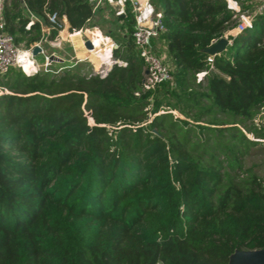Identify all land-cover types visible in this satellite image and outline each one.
I'll return each instance as SVG.
<instances>
[{
	"label": "trees",
	"instance_id": "trees-1",
	"mask_svg": "<svg viewBox=\"0 0 264 264\" xmlns=\"http://www.w3.org/2000/svg\"><path fill=\"white\" fill-rule=\"evenodd\" d=\"M152 4L167 28L152 45L163 40L173 69L154 91L142 92L130 9L114 51L127 66L105 79L83 64L0 77V264H229L264 249V144L248 137L264 141V16L210 70L205 50L234 25L226 3ZM9 5L26 48L43 34L25 14L65 17L70 34L95 16L86 0Z\"/></svg>",
	"mask_w": 264,
	"mask_h": 264
},
{
	"label": "built area",
	"instance_id": "built-area-1",
	"mask_svg": "<svg viewBox=\"0 0 264 264\" xmlns=\"http://www.w3.org/2000/svg\"><path fill=\"white\" fill-rule=\"evenodd\" d=\"M10 0H0V77L7 75L12 69H17L23 72L28 77H33L38 74H52L55 76L61 75L66 69L72 68L77 64H83V75L88 78L99 77L105 79L115 65L126 67L127 63L116 60L114 51L120 48L119 44L111 39L110 36L103 34L99 28H85L74 34H70L68 38L63 35L67 19L59 18L57 14L49 16L50 26L45 27L42 22L33 14H30V22L26 26L27 30L40 23L42 26V39L25 49L19 46L15 37L7 31L5 20V10ZM92 7L93 14L97 15L106 6L113 10L116 18L126 16L128 6L131 7L134 15V32L133 41L135 49L139 57L144 62V71L148 72L145 75L142 92H151L166 82L173 80V70L162 58L156 55L152 48L153 40H156L160 35L167 32L165 25V12L156 10L152 4V0H86ZM226 3L227 9L232 13V22L234 25L225 34L224 38L229 41L230 46L233 44V39L243 36L249 31H253L256 27L258 19L264 16V0H223ZM52 31L57 32L54 39H50ZM99 31L102 35V42L99 46H95L94 32ZM88 35V38L83 41V47L86 50L85 56H79L71 64L64 65L59 68H54L55 61L53 57H58L54 53H47L46 46L52 49H60L65 41L73 37ZM47 36V37H46ZM91 42L92 50L85 47L86 42ZM214 42L213 44H215ZM35 48L41 49V54L44 57V64L41 66L34 55ZM60 58V57H58ZM215 57L208 58L211 65L210 70H214L213 63ZM64 62V61H63ZM208 75V71L197 75L198 83L202 82ZM137 97L140 93L136 94ZM161 112L160 114H163ZM173 114H175L173 112ZM150 123V121H149ZM261 119L255 121L256 126L261 127ZM248 137L256 142L253 135Z\"/></svg>",
	"mask_w": 264,
	"mask_h": 264
},
{
	"label": "crops",
	"instance_id": "crops-1",
	"mask_svg": "<svg viewBox=\"0 0 264 264\" xmlns=\"http://www.w3.org/2000/svg\"><path fill=\"white\" fill-rule=\"evenodd\" d=\"M8 6L10 7L9 3H8L7 7ZM128 9H130V11L132 13V9H131L130 6H128L127 11H128ZM110 11H112V9H110L109 6H106L103 10H101L97 15L94 16L92 22L89 21V23L87 24L86 28H94L95 27V28H99L100 31L102 32L103 31L102 30V25L100 24L101 21H102V24H103V21L106 22V23L107 22L111 23V24H112V21L113 22L115 21L113 23V24H115L114 27L118 28L116 32H114V29H113V30L110 31L109 35L105 34L103 32L102 33L105 34V35L110 36L113 41L118 43V40L120 38L126 39V37H127V30L125 28V19L127 18V13H126L125 17L118 18L117 21H116V19H113L112 15H110L111 14ZM25 15L29 17L30 14L28 13V14H25ZM36 18H38V17H36ZM111 19H113V20L111 21ZM90 24L93 27H90L91 26ZM69 27H70L69 26V22L67 20L66 29H65V31L63 33L65 38H68L70 36ZM97 32H99V31H97ZM78 37H79V40L76 39ZM78 37H73L72 39H70L68 41H65L60 49H52L50 46H48L51 50L54 51V52L52 51V53L56 54L58 57H60L59 58L60 60L64 61V62H55L54 63L55 66H58V68H59V67H62L64 65L71 64L74 60H77V58L79 57L78 55H80L81 57L85 56L86 50L83 47V41L84 40H83L82 36H78ZM78 48L81 49V52H79V53H78ZM49 53H51V52H49ZM70 61H71V63H70Z\"/></svg>",
	"mask_w": 264,
	"mask_h": 264
},
{
	"label": "water",
	"instance_id": "water-1",
	"mask_svg": "<svg viewBox=\"0 0 264 264\" xmlns=\"http://www.w3.org/2000/svg\"><path fill=\"white\" fill-rule=\"evenodd\" d=\"M23 5L25 6V3H23ZM229 46V41L226 38H222L218 42L213 44L210 48L206 49L204 53L210 57H216L226 52ZM85 47L88 50L93 49V45L89 41L86 42ZM40 54L41 49L35 48L33 51V55L37 57ZM52 61L63 62V60H60L57 57H53ZM147 74L148 72L145 70L144 75ZM229 264H264V249L255 251H236L233 255H231Z\"/></svg>",
	"mask_w": 264,
	"mask_h": 264
},
{
	"label": "rangeland",
	"instance_id": "rangeland-1",
	"mask_svg": "<svg viewBox=\"0 0 264 264\" xmlns=\"http://www.w3.org/2000/svg\"><path fill=\"white\" fill-rule=\"evenodd\" d=\"M110 15H112V17H113V19H116V21H117V19L118 18H116L115 16H114V12H113V10L112 11H110ZM113 19H111V21L113 20ZM115 22V21H114ZM113 21H112V24L111 23H106V22H104L103 21V24H102V21H101V25H102V32L103 33H105V34H107L108 32H110L111 30H113L114 29V32H116L117 31V29L118 28H115L114 27V25L115 24H113L114 23ZM90 26V25H89ZM90 27H93L92 25L90 26ZM117 27V26H116ZM82 38H83V40H85V39H87L88 38V35H84V36H82ZM77 40H79V37L78 38H76ZM76 40V41H77ZM79 42V41H78ZM21 46L22 47H24L25 49H27L26 47V45L25 44H21ZM81 47V46H80ZM152 48H153V51L156 53V55L157 56H159V58H162L164 61H166L167 62V64L169 65V59H168V56H167V48H166V45H165V43L163 42V40H159V41H157L154 45H152ZM46 49V51L49 53V52H51L52 53V51L53 50H51L48 46L45 48ZM54 52V51H53ZM79 52H81V49L80 48H78V53ZM78 56H80V55H78ZM36 60H37V62L41 65V66H43V64H44V57L42 56V55H39V56H37V58H36ZM54 66V68H58V66H55V64L53 65ZM2 92V91H1ZM1 95V94H0ZM175 113V115L178 117H181L178 113H176V112H174ZM182 119H183V117H181ZM262 145L264 144V143H261ZM264 162V161H263ZM263 173H264V169H263Z\"/></svg>",
	"mask_w": 264,
	"mask_h": 264
},
{
	"label": "bare ground",
	"instance_id": "bare-ground-1",
	"mask_svg": "<svg viewBox=\"0 0 264 264\" xmlns=\"http://www.w3.org/2000/svg\"><path fill=\"white\" fill-rule=\"evenodd\" d=\"M93 35H94L93 36L94 37V43H95V46L97 47L102 42L103 35L97 31H95Z\"/></svg>",
	"mask_w": 264,
	"mask_h": 264
}]
</instances>
